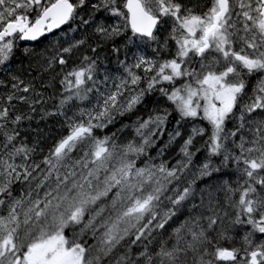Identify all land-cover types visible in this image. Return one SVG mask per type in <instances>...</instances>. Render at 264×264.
<instances>
[{
    "label": "snow or ice",
    "instance_id": "obj_1",
    "mask_svg": "<svg viewBox=\"0 0 264 264\" xmlns=\"http://www.w3.org/2000/svg\"><path fill=\"white\" fill-rule=\"evenodd\" d=\"M0 264H264V0H0Z\"/></svg>",
    "mask_w": 264,
    "mask_h": 264
}]
</instances>
